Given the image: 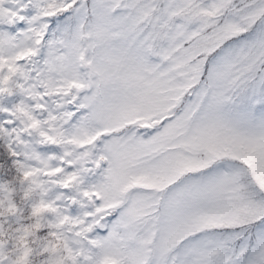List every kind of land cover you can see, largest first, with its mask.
<instances>
[{"label": "snow or ice", "instance_id": "obj_1", "mask_svg": "<svg viewBox=\"0 0 264 264\" xmlns=\"http://www.w3.org/2000/svg\"><path fill=\"white\" fill-rule=\"evenodd\" d=\"M0 264H264V0H0Z\"/></svg>", "mask_w": 264, "mask_h": 264}]
</instances>
